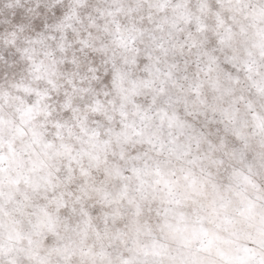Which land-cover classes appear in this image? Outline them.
<instances>
[{"label":"clouds","instance_id":"9594fccd","mask_svg":"<svg viewBox=\"0 0 264 264\" xmlns=\"http://www.w3.org/2000/svg\"><path fill=\"white\" fill-rule=\"evenodd\" d=\"M0 264H264V0H0Z\"/></svg>","mask_w":264,"mask_h":264}]
</instances>
